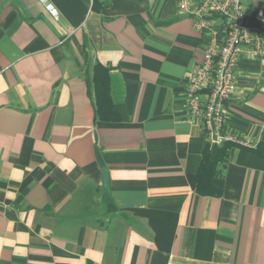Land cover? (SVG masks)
Instances as JSON below:
<instances>
[{
    "label": "crops",
    "instance_id": "1",
    "mask_svg": "<svg viewBox=\"0 0 264 264\" xmlns=\"http://www.w3.org/2000/svg\"><path fill=\"white\" fill-rule=\"evenodd\" d=\"M178 2L0 0V264H264V52L225 103L248 145L202 195L186 85L209 37Z\"/></svg>",
    "mask_w": 264,
    "mask_h": 264
},
{
    "label": "built area",
    "instance_id": "2",
    "mask_svg": "<svg viewBox=\"0 0 264 264\" xmlns=\"http://www.w3.org/2000/svg\"><path fill=\"white\" fill-rule=\"evenodd\" d=\"M247 0H179V11L194 18L196 28L206 30L209 40L202 61L193 69L186 85L189 96L187 108L192 116L202 120L208 145L229 142L248 145V141L222 132L225 103L237 91L235 71L250 45L247 55L264 52V12L248 15L244 10ZM51 12L57 15L52 7ZM223 24L217 26L216 19ZM222 34L223 40L218 36Z\"/></svg>",
    "mask_w": 264,
    "mask_h": 264
},
{
    "label": "trees",
    "instance_id": "3",
    "mask_svg": "<svg viewBox=\"0 0 264 264\" xmlns=\"http://www.w3.org/2000/svg\"><path fill=\"white\" fill-rule=\"evenodd\" d=\"M97 93L100 101L110 103L109 89L107 82L97 85ZM231 143L210 146L207 145L203 153L202 162L195 178L193 188L202 195H219L220 190L214 185L213 180L216 174V166L228 155Z\"/></svg>",
    "mask_w": 264,
    "mask_h": 264
},
{
    "label": "rangeland",
    "instance_id": "4",
    "mask_svg": "<svg viewBox=\"0 0 264 264\" xmlns=\"http://www.w3.org/2000/svg\"><path fill=\"white\" fill-rule=\"evenodd\" d=\"M252 2L255 3L253 0H248L247 1L248 4H252Z\"/></svg>",
    "mask_w": 264,
    "mask_h": 264
}]
</instances>
